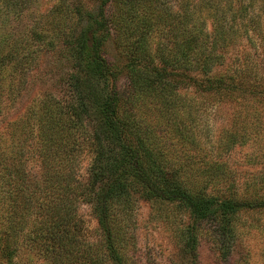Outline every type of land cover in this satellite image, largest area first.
<instances>
[{
	"label": "trees",
	"instance_id": "16d2710c",
	"mask_svg": "<svg viewBox=\"0 0 264 264\" xmlns=\"http://www.w3.org/2000/svg\"><path fill=\"white\" fill-rule=\"evenodd\" d=\"M166 2L98 0L94 7L73 2L51 31L37 33L51 35L49 47L63 37L76 71L69 98H42L32 117L39 121L38 143L30 150L42 164L40 177H32L23 144H16L12 155L0 154V264H36L37 257L48 264H135L124 228L140 200L176 203L190 214L184 246L192 264L204 232L226 261L238 240L240 211L264 208V194L257 191L253 202L229 195L230 187L212 188L214 179L229 181L233 173L225 162L206 160L184 116L196 118L203 100L181 92L195 87L198 96L214 103L264 94L259 91L264 77L250 59L225 64L227 48L240 36L235 19L248 5L239 0L233 10V0H182L175 10ZM123 27L129 30L128 76L120 86L105 45ZM153 34L166 36L155 50ZM238 136L226 130L220 147L229 150ZM83 153L91 158L85 183L78 165ZM81 203L89 204L97 219L96 240L85 233Z\"/></svg>",
	"mask_w": 264,
	"mask_h": 264
},
{
	"label": "rangeland",
	"instance_id": "374dc122",
	"mask_svg": "<svg viewBox=\"0 0 264 264\" xmlns=\"http://www.w3.org/2000/svg\"><path fill=\"white\" fill-rule=\"evenodd\" d=\"M79 1L89 7L98 3V0H0V154L12 155L15 145L23 144L26 147L24 158L34 179L40 177L42 164L38 155L30 150L38 143L39 131V121L32 117L39 111L42 98L48 99L51 94L62 100L69 98L70 76L76 71L63 37L56 40L55 47H49L51 35L40 38L37 33L45 29L51 31L56 17L66 14L67 6ZM166 1V5L180 9L182 0ZM238 1L233 0V10L238 8ZM244 1L248 5L246 13L235 19L240 35L236 38L238 44L227 48L225 64L248 58L254 63L253 70L264 77V0ZM136 10L142 14L141 9ZM207 21L208 30H211L212 19ZM127 32L129 30L125 31L124 27L113 32L105 45L106 57L120 86L127 84L128 60L124 42ZM145 38L148 42V33ZM165 41L164 34H153L150 38L153 50ZM261 89L264 90V86H260L259 91ZM181 92L203 100V108L196 118L184 116L190 133L193 132L191 135L202 142L200 148L206 160H216L218 164L225 162V168L233 173L229 181L214 179L212 188L226 192L230 187L228 194L236 199L253 201L255 195L252 194L256 191L261 197L264 194L261 188L264 184V94L238 102L214 103L212 99L198 96L195 87L181 89ZM254 109L258 116H252ZM226 130H233L239 136L232 148L224 151L220 143ZM90 161L89 155L81 154L78 165L83 183L88 179ZM78 211L87 237L96 240L98 222L91 206L81 203ZM190 222V214L176 203L156 205L140 200L124 228L130 241L129 254L133 256L130 261L135 264H192L184 246V229ZM237 228L238 240L226 261L220 258L211 234L204 232L200 236L196 264H264V208H243L238 215ZM24 253L27 258L28 252ZM35 259L36 264H48L43 258Z\"/></svg>",
	"mask_w": 264,
	"mask_h": 264
}]
</instances>
